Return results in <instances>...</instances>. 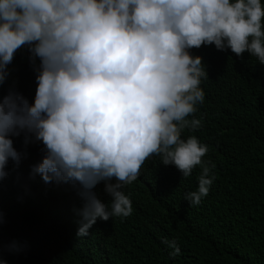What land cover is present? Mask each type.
I'll list each match as a JSON object with an SVG mask.
<instances>
[{
	"label": "clouds",
	"instance_id": "9594fccd",
	"mask_svg": "<svg viewBox=\"0 0 264 264\" xmlns=\"http://www.w3.org/2000/svg\"><path fill=\"white\" fill-rule=\"evenodd\" d=\"M213 44L264 63V0H0V181L10 159L43 145L31 177L59 205L84 199L79 237L98 218L132 214L123 189L152 155L183 178L201 167L184 195L200 205L215 164L202 160L207 145L181 136L202 126L188 117L208 78L190 50ZM101 181L108 203L93 191Z\"/></svg>",
	"mask_w": 264,
	"mask_h": 264
},
{
	"label": "trees",
	"instance_id": "16d2710c",
	"mask_svg": "<svg viewBox=\"0 0 264 264\" xmlns=\"http://www.w3.org/2000/svg\"><path fill=\"white\" fill-rule=\"evenodd\" d=\"M26 48L17 50L19 57ZM190 51L203 57L208 78L200 85L204 102L188 117L202 126L185 128L181 138L194 135L207 145L202 160L215 164L216 177L200 205L190 206L184 195L197 189L201 167L183 178L152 155L123 189L132 214L98 218L79 237L84 199L59 205L52 189L31 177L44 155L39 144L19 164L10 159L0 181V258L7 264H264V63L214 44ZM93 191L104 203L111 200L104 181ZM164 238L176 240L178 256H170Z\"/></svg>",
	"mask_w": 264,
	"mask_h": 264
}]
</instances>
